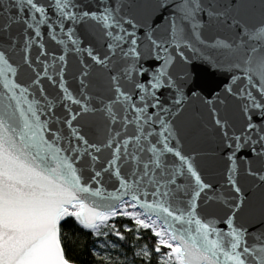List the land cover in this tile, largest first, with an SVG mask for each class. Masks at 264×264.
<instances>
[{
  "label": "water",
  "instance_id": "1",
  "mask_svg": "<svg viewBox=\"0 0 264 264\" xmlns=\"http://www.w3.org/2000/svg\"><path fill=\"white\" fill-rule=\"evenodd\" d=\"M126 202L182 264H264V0H0V264Z\"/></svg>",
  "mask_w": 264,
  "mask_h": 264
},
{
  "label": "trees",
  "instance_id": "2",
  "mask_svg": "<svg viewBox=\"0 0 264 264\" xmlns=\"http://www.w3.org/2000/svg\"><path fill=\"white\" fill-rule=\"evenodd\" d=\"M107 231L108 235H98L80 224L76 213L67 212L59 224L65 258L74 264H162V256L169 255L171 264H180L174 250L159 243L151 226L132 217L116 216Z\"/></svg>",
  "mask_w": 264,
  "mask_h": 264
},
{
  "label": "rangeland",
  "instance_id": "3",
  "mask_svg": "<svg viewBox=\"0 0 264 264\" xmlns=\"http://www.w3.org/2000/svg\"><path fill=\"white\" fill-rule=\"evenodd\" d=\"M78 210H79V205L76 204L73 208L69 209L68 212L76 213V212H78ZM121 214H123L125 216L132 217L136 222L142 224L143 226H151L154 233L157 234L159 237V243L161 245L166 246V247H170L172 250H174V254H175L176 258L180 261V259L178 258L177 254H176L178 247L173 242L172 237L167 232V230L164 229L154 219H151V218L144 216L137 208H135V206L132 203L126 202L123 206H121L119 208V210H117V212L115 211L112 214L104 215L101 218L98 225L93 230L98 235L101 233H107V235H108L107 228L113 227L114 219L116 218V216L121 215ZM161 263L162 264H171L172 259L169 257V255H163L162 259H161ZM180 264H182L181 261H180Z\"/></svg>",
  "mask_w": 264,
  "mask_h": 264
},
{
  "label": "built area",
  "instance_id": "4",
  "mask_svg": "<svg viewBox=\"0 0 264 264\" xmlns=\"http://www.w3.org/2000/svg\"><path fill=\"white\" fill-rule=\"evenodd\" d=\"M127 203H128V202H127ZM123 205H124V204H122L121 206H123ZM121 206H120V207H121ZM120 207H119V208H120ZM119 208H118L117 210H119ZM117 210H116V211H117Z\"/></svg>",
  "mask_w": 264,
  "mask_h": 264
},
{
  "label": "bare ground",
  "instance_id": "5",
  "mask_svg": "<svg viewBox=\"0 0 264 264\" xmlns=\"http://www.w3.org/2000/svg\"><path fill=\"white\" fill-rule=\"evenodd\" d=\"M129 203V202H128ZM125 204V203H124ZM117 212V211H116Z\"/></svg>",
  "mask_w": 264,
  "mask_h": 264
}]
</instances>
